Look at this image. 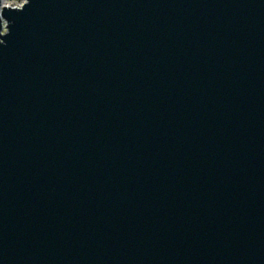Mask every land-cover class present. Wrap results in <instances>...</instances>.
<instances>
[{
  "label": "water",
  "instance_id": "water-1",
  "mask_svg": "<svg viewBox=\"0 0 264 264\" xmlns=\"http://www.w3.org/2000/svg\"><path fill=\"white\" fill-rule=\"evenodd\" d=\"M0 264H264V0H0Z\"/></svg>",
  "mask_w": 264,
  "mask_h": 264
},
{
  "label": "rangeland",
  "instance_id": "rangeland-1",
  "mask_svg": "<svg viewBox=\"0 0 264 264\" xmlns=\"http://www.w3.org/2000/svg\"><path fill=\"white\" fill-rule=\"evenodd\" d=\"M4 4H8L11 6H20L22 5L26 0H2Z\"/></svg>",
  "mask_w": 264,
  "mask_h": 264
}]
</instances>
